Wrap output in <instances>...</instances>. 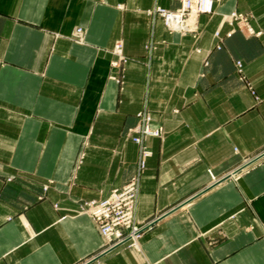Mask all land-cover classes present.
Returning <instances> with one entry per match:
<instances>
[{
    "label": "crops",
    "instance_id": "crops-1",
    "mask_svg": "<svg viewBox=\"0 0 264 264\" xmlns=\"http://www.w3.org/2000/svg\"><path fill=\"white\" fill-rule=\"evenodd\" d=\"M154 5L179 0H0V264H264V0H219L196 39ZM232 10L261 34L215 49ZM144 108L163 132L135 218L154 221L101 253L78 202L134 173L125 131Z\"/></svg>",
    "mask_w": 264,
    "mask_h": 264
},
{
    "label": "built area",
    "instance_id": "built-area-1",
    "mask_svg": "<svg viewBox=\"0 0 264 264\" xmlns=\"http://www.w3.org/2000/svg\"><path fill=\"white\" fill-rule=\"evenodd\" d=\"M218 0H180V5L175 9H168L160 5H154L148 10V13L152 17H159L162 21L164 28L168 32H178L180 34L196 33L197 32V16L200 14H207L213 11L214 3ZM120 6V5H119ZM239 19L242 20V16L237 13H231L227 19ZM249 33L254 34L250 26H246ZM232 30L227 31L223 35L219 30L215 31L214 36L218 40L215 45L216 48H221L223 36H229ZM83 29L76 27L73 31V39L76 41H83ZM258 34V32H256ZM115 52L119 55V60L123 59V56L119 53V44L116 43L114 47ZM235 67L238 72L241 71L242 62L240 60L235 61ZM143 124L136 126L132 129L135 133L134 141L142 146V139L144 136H160L162 134L161 127H150L149 115H142ZM149 155L148 150H143L142 158L145 159ZM144 165V164H143ZM135 186L133 183L125 186L124 189L117 193H112L107 199L99 202H90L86 210L91 215L93 223L102 239V251L107 252L112 248L121 245L128 244L130 246H137L138 238L144 228L148 227L150 223L138 224L136 221H131L130 210L133 204V197L135 193ZM124 203L126 210L120 213L118 219H111V210L114 207H120Z\"/></svg>",
    "mask_w": 264,
    "mask_h": 264
},
{
    "label": "rangeland",
    "instance_id": "rangeland-1",
    "mask_svg": "<svg viewBox=\"0 0 264 264\" xmlns=\"http://www.w3.org/2000/svg\"><path fill=\"white\" fill-rule=\"evenodd\" d=\"M218 1H219V0H218ZM218 1H216V2L214 3L213 11H212L211 13H207L206 15H210V14H212V13L214 12V7H215V5H216V3H217ZM179 5H180V0H179ZM179 5H178V6H179ZM231 13H237V14H239L240 16H242V20L235 19V18L227 19V17L229 18V16H230ZM200 15H204V14H200ZM200 15L197 16V25H198L197 32L194 33V34H192V33H187V34H181V35H191V37H193L194 39H196V38L198 37L199 32H200V29H199V27H200L199 16H200ZM251 19H252V15H251L250 13H248V12H245V11L232 10V11H230L229 13H226V14L222 15V23H226L227 25H229V29H228L227 31L232 30V32H233V31L235 30V28H238V29H240V30L245 31L246 34L249 35V36H258V35L261 34V31H260V30H256V29L253 27V25H252V23H251ZM246 26H250V27L252 28L254 34L249 33V31H248V29H247ZM217 30H219V29H217ZM217 30H215V31H217ZM215 31H214V33H215ZM227 31H226V32H227ZM219 32H220V30H219ZM226 32H224V33H226ZM232 32H231V34H232ZM256 32H258V34H256ZM214 33H213V37L215 38L214 48H215V49H218V48H216V46H215V45L217 44L218 40H216V37L214 36ZM220 33H221V32H220ZM224 33H221V34L223 35ZM231 34H230V35H231ZM230 35H229V36H230ZM229 36H223V38H222V42H223L224 38L229 37ZM220 45H221V47H222V43H221ZM114 47H115V46H114ZM219 49H220V48H219ZM112 51L116 54V58H115V60H112V61L110 62V64H111V67H116V66H118V65L120 64V62L123 61L124 58L119 60V58H118L119 55L115 52L114 49H113ZM235 61H236V60H235ZM235 61H234V66H236V65H235ZM203 64H205V62H203ZM235 72H236V74L238 75L239 79H241L242 81H246V84L248 85V87L253 91L251 85H249L248 80H247V78H246V76H245V74H244V72H243V64H242L241 71L238 72L237 69H236V67H235ZM143 114H144V115H149V116H150V121H149V125H150V127H152V128H154V127H161V126H157V125H154V124H153L152 115H151V113H150L147 109L144 108V109H142V110H140V111H138V112L135 113V116H136V121H135V123H134L132 126L128 127V128L126 129V131H125V135H126V137H127L130 141H132L134 144H136V146H137V160H136L135 171H134V173L129 177V179H128L127 181H125L122 185H120V186H118V187H114V188L110 189L109 192H108L105 196H103V197H101V198H98V199H86V200H81V201L78 202V209H77V212H79V213H83V214H86V215L91 219V221H93V219L91 218V215L89 214V212L86 210V208H87V206H88V203H90V202H92V201H93V202H99V201L105 200V199H107L112 193H114V192H117V193L121 192V191L124 189L125 186H128V185L131 184V183L134 184V186H135V190H136L135 193H134V197H133L132 208H131V210H130V213H131V221H136V222H137L138 224H140V225L145 224V223H148V222L152 224V222L154 221V220H150V221H146V222H140V221L136 220V218H135V208H136L137 197H138V191H139L140 175H141V172L146 168V161H147V158H148V157L151 155V153H152L151 150H150V148L147 146V144H146L145 141H146V139H147L148 137H161V135H162V134H161L160 136H153V135H151V136H144L143 139H142V146L139 145L138 143H136V142L134 141V136H133V135H134L135 133L132 132V129H134L136 126H138V125H142V124L144 123L143 120H142V115H143ZM161 128H162V127H161ZM162 132H163V129H162ZM142 147H143V150H148V152H149V155H148L145 159H143L142 156H141V154H142ZM143 164H144V165H143ZM44 190H45V188H44ZM39 197H41V196H39ZM125 210H126V207H125V204H124V203H122V204L120 205V207H114V208H112L110 218H111L112 220H113V219H118V218L120 217V213H121L122 211H125ZM151 224H150V225H151ZM144 229H145V228H144ZM144 229H143V230H144ZM142 233H143V231L141 232L139 238L141 237ZM99 235H100V234H99ZM100 237H101V236H100ZM139 238H138V240H139ZM101 240H102V239H101ZM137 243H138V241H137ZM124 245L130 246V245H128V244H121V245H118V246H116V247H114V248H117V247H119V246H124ZM131 247H134V246H131ZM102 248H103V245H102V243H101V248H100L101 251H102ZM114 248H112V249H114ZM112 249H111V250H112Z\"/></svg>",
    "mask_w": 264,
    "mask_h": 264
},
{
    "label": "water",
    "instance_id": "water-1",
    "mask_svg": "<svg viewBox=\"0 0 264 264\" xmlns=\"http://www.w3.org/2000/svg\"><path fill=\"white\" fill-rule=\"evenodd\" d=\"M151 224V223H150Z\"/></svg>",
    "mask_w": 264,
    "mask_h": 264
}]
</instances>
